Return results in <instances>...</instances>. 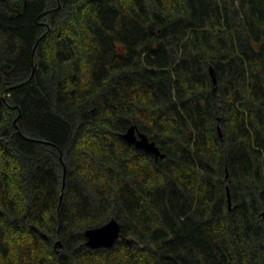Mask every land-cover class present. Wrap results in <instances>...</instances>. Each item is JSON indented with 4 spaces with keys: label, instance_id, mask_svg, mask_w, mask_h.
<instances>
[{
    "label": "trees",
    "instance_id": "obj_1",
    "mask_svg": "<svg viewBox=\"0 0 264 264\" xmlns=\"http://www.w3.org/2000/svg\"><path fill=\"white\" fill-rule=\"evenodd\" d=\"M0 264H264V0H0Z\"/></svg>",
    "mask_w": 264,
    "mask_h": 264
},
{
    "label": "water",
    "instance_id": "obj_2",
    "mask_svg": "<svg viewBox=\"0 0 264 264\" xmlns=\"http://www.w3.org/2000/svg\"><path fill=\"white\" fill-rule=\"evenodd\" d=\"M123 136L127 142L153 153L156 158H165L166 156L165 153L161 152L156 142L151 140L145 133L137 131L135 125H132ZM84 236L86 244L91 248H110L115 245L118 239L123 238L121 224L116 219H111L101 226L86 229ZM57 245L62 247L60 239L57 241Z\"/></svg>",
    "mask_w": 264,
    "mask_h": 264
}]
</instances>
